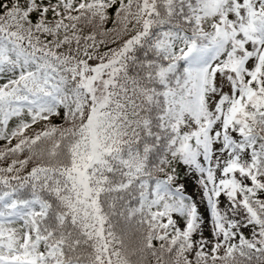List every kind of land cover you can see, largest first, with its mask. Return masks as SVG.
<instances>
[{"label": "snow or ice", "instance_id": "obj_1", "mask_svg": "<svg viewBox=\"0 0 264 264\" xmlns=\"http://www.w3.org/2000/svg\"><path fill=\"white\" fill-rule=\"evenodd\" d=\"M0 264H264V0H0Z\"/></svg>", "mask_w": 264, "mask_h": 264}]
</instances>
